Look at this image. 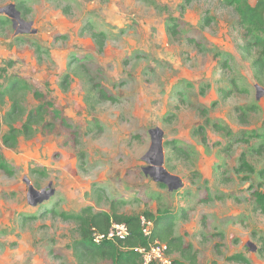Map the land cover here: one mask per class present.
Instances as JSON below:
<instances>
[{
	"label": "rangeland",
	"instance_id": "obj_1",
	"mask_svg": "<svg viewBox=\"0 0 264 264\" xmlns=\"http://www.w3.org/2000/svg\"><path fill=\"white\" fill-rule=\"evenodd\" d=\"M237 4L0 0V91L27 85L15 129L41 104L36 91L74 128L48 116L53 132L9 146L12 100L0 99V163L11 171L0 169V264H119L79 256V224L61 217L111 212L112 201L127 215L172 214L197 264H244L228 260L236 254L264 264V87L240 49Z\"/></svg>",
	"mask_w": 264,
	"mask_h": 264
},
{
	"label": "trees",
	"instance_id": "obj_2",
	"mask_svg": "<svg viewBox=\"0 0 264 264\" xmlns=\"http://www.w3.org/2000/svg\"><path fill=\"white\" fill-rule=\"evenodd\" d=\"M232 3H238L236 9L238 12V26L242 29L241 36L243 43L240 45L241 51L251 59V65L254 72V78L257 85L264 87V0H257L255 4L249 3L247 0H231ZM170 31L172 34L177 35V26H171ZM93 37L97 40L100 50L104 44V33L95 32ZM27 88L21 80H11L4 90L0 91V99L3 101L4 95H9L12 100L11 108L7 112L6 120L9 121L11 128L10 133L4 137V141L9 146H14L17 143L19 134H25L31 137L34 130L38 129L42 132H53L56 125L48 119V116L53 118H60L66 129L73 132L74 128L70 122L61 117L59 110L52 108L51 102H44V95L36 91L35 95L42 101L41 104L30 110L26 117V121L22 123L20 129L16 130L14 122L22 118L24 110L21 108L19 95ZM224 97L230 96L229 90H223ZM103 97L108 96L104 93ZM76 135V132H75ZM75 141H76V136ZM256 135V134H253ZM263 145L260 151H264V134ZM202 140L205 142L207 139L201 133ZM169 145H175L174 142L169 141ZM178 153H183L182 149L177 148ZM244 167L249 168L246 160L243 162ZM0 169L10 173L11 171L2 163ZM253 170V168H251ZM264 175V171H262ZM165 185V183H161ZM167 185V184H166ZM168 186V185H167ZM258 201V209L264 213V193L255 192ZM209 197V196H208ZM209 199V198H208ZM211 199V198H210ZM207 200V198L205 199ZM112 211H99L93 212L91 208L83 210L82 214H61V217L67 220H74L79 224L80 238L75 243L79 249V256H90L94 261L99 259L112 261L119 264H142L140 254L134 249L138 246L149 247L155 241L159 240L168 245V252H180L181 256L192 264H197V251L193 252L190 244H185L181 237L174 235V219L172 214L167 212L157 214L151 211H145L143 215H127L119 213L112 201ZM145 216L148 220L154 223L152 233L145 236L142 231L141 217ZM112 222L126 223L129 228V235L125 240L118 239L117 242L111 240H104L99 244L93 241V228L100 232L106 233L111 228ZM124 248V250H122ZM261 252H264L261 250ZM230 261L251 264L250 260L243 254L232 255L228 258ZM177 264L181 262L177 261Z\"/></svg>",
	"mask_w": 264,
	"mask_h": 264
},
{
	"label": "built area",
	"instance_id": "obj_3",
	"mask_svg": "<svg viewBox=\"0 0 264 264\" xmlns=\"http://www.w3.org/2000/svg\"><path fill=\"white\" fill-rule=\"evenodd\" d=\"M142 231L145 236L152 233L154 223L145 216L141 217ZM93 241L96 244L104 240L117 242L118 239L125 240L129 235V228L126 223L112 222L111 228L106 233H100L93 228ZM140 254L142 264H170L171 258L168 252V245L159 240L149 247L138 246L134 249Z\"/></svg>",
	"mask_w": 264,
	"mask_h": 264
},
{
	"label": "water",
	"instance_id": "obj_4",
	"mask_svg": "<svg viewBox=\"0 0 264 264\" xmlns=\"http://www.w3.org/2000/svg\"><path fill=\"white\" fill-rule=\"evenodd\" d=\"M8 7L11 8V9L13 10V13H8V12H7V8H8ZM8 7L1 9L0 12L8 13L10 17H15V16L19 17V12L16 10V6H15L14 4H10ZM19 18H20V17H19ZM256 87H257V89L260 88L259 85H256ZM157 129L159 130V128H157ZM146 171H147V170H146ZM163 173H165L167 176H170L171 178H174V180L179 179L178 176H175V175L169 173V172H168L166 169H164V168H163ZM157 181H159V182H161V183H165V184H167V185L169 186V189H171V190L173 189V188L169 185V183L165 180V178H164V179H163V178H159ZM27 182L30 184V181H29V180H27ZM181 184H182V183L177 184L175 188H176V189L179 188V186H181ZM29 192H30V193H38L37 190L34 188V186H33L32 184L29 186ZM249 244L252 245L251 243H249ZM255 249H256V246L253 245L252 248H251V250L254 251Z\"/></svg>",
	"mask_w": 264,
	"mask_h": 264
},
{
	"label": "crops",
	"instance_id": "obj_5",
	"mask_svg": "<svg viewBox=\"0 0 264 264\" xmlns=\"http://www.w3.org/2000/svg\"><path fill=\"white\" fill-rule=\"evenodd\" d=\"M257 1V0H256ZM256 1L254 2V3H252V4H255L256 3ZM186 215V213H182V216H185ZM175 228H176V226H174V235H175ZM175 236H177V235H175ZM177 237H179V236H177ZM183 239V238H182ZM184 242V241H183ZM174 253H177V251L176 252H174ZM183 258V257H182ZM185 259V258H184ZM187 260V259H186Z\"/></svg>",
	"mask_w": 264,
	"mask_h": 264
}]
</instances>
